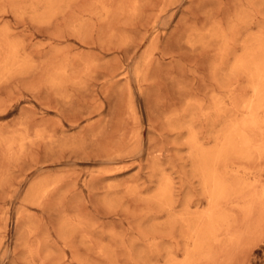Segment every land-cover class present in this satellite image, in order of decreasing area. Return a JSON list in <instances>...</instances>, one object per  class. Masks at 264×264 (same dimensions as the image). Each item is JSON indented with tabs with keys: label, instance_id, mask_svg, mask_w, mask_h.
Segmentation results:
<instances>
[{
	"label": "rangeland",
	"instance_id": "rangeland-1",
	"mask_svg": "<svg viewBox=\"0 0 264 264\" xmlns=\"http://www.w3.org/2000/svg\"><path fill=\"white\" fill-rule=\"evenodd\" d=\"M263 190L264 0H0V264H264Z\"/></svg>",
	"mask_w": 264,
	"mask_h": 264
},
{
	"label": "bare ground",
	"instance_id": "bare-ground-1",
	"mask_svg": "<svg viewBox=\"0 0 264 264\" xmlns=\"http://www.w3.org/2000/svg\"><path fill=\"white\" fill-rule=\"evenodd\" d=\"M137 3V2H136ZM254 94V93H253ZM249 104V103H248ZM253 106V105H252ZM250 108V107H249ZM249 110H251V109H249ZM242 127V126H241ZM239 130H241V129H239ZM229 132V131H228ZM238 133V132H237ZM236 133V134H237ZM240 134H242V132L240 133ZM225 136V135H224ZM237 136V135H236ZM239 136H241V135H239ZM223 140V139H222ZM232 144V143H231ZM194 145H196V144H194ZM247 147H248V145H247ZM249 148V147H248ZM240 150H241V148H240ZM211 152V151H210ZM226 153V152H225ZM241 154V153H240ZM215 155V154H214ZM217 155V154H216ZM214 158V157H213ZM221 159V158H220ZM215 160V159H214ZM212 163V162H211ZM210 164V163H209ZM211 165V164H210ZM212 166V165H211ZM204 172V171H203ZM200 173H202V172H200ZM213 173V172H212ZM221 182V181H220ZM256 185H257V182H256ZM211 187V186H210ZM210 187H208V188H210ZM208 188H207V191H208V193H210L209 192V190H208ZM218 188V187H217ZM212 190V189H211ZM264 191V190H263ZM212 194V193H211ZM253 194V193H252ZM207 195V194H206ZM210 195V194H209ZM212 196V195H211ZM208 197V196H207ZM251 197H252V195H251ZM212 198H211V201H210V203H212ZM251 201H252V199H251ZM216 204V203H215ZM264 207V206H263ZM208 210V209H207ZM199 211V210H198ZM197 211V212H198ZM202 211V210H201ZM192 213V212H191ZM203 213H205V212H203ZM206 214V213H205ZM200 215V214H199ZM207 215V214H206ZM197 216V215H196ZM202 216V215H201ZM203 218V217H202ZM195 219V218H194ZM186 223V222H185ZM199 225V224H198ZM216 226V225H215ZM186 232V231H185ZM195 237V236H194ZM189 239V238H188ZM197 245H199L198 243H197ZM186 246V245H185ZM210 247V246H209ZM198 248V247H197ZM189 253V252H188ZM187 256V255H186ZM183 259V258H182ZM181 261V260H180ZM190 262V261H189ZM192 263V262H191Z\"/></svg>",
	"mask_w": 264,
	"mask_h": 264
}]
</instances>
